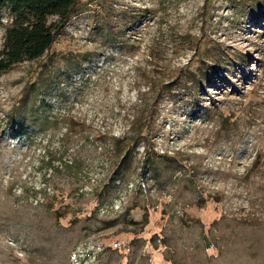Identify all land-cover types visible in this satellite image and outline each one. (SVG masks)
I'll return each mask as SVG.
<instances>
[{"label": "rangeland", "instance_id": "374dc122", "mask_svg": "<svg viewBox=\"0 0 264 264\" xmlns=\"http://www.w3.org/2000/svg\"><path fill=\"white\" fill-rule=\"evenodd\" d=\"M0 264H264V0H78L0 73Z\"/></svg>", "mask_w": 264, "mask_h": 264}, {"label": "trees", "instance_id": "16d2710c", "mask_svg": "<svg viewBox=\"0 0 264 264\" xmlns=\"http://www.w3.org/2000/svg\"><path fill=\"white\" fill-rule=\"evenodd\" d=\"M77 5L78 0H0V10L12 19L0 49V73L50 52ZM52 17L58 20L50 23Z\"/></svg>", "mask_w": 264, "mask_h": 264}]
</instances>
